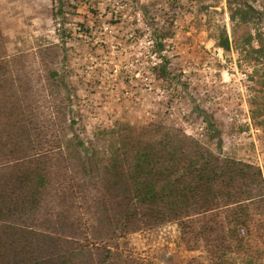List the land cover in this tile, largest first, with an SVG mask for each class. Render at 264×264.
<instances>
[{
  "label": "trees",
  "instance_id": "1",
  "mask_svg": "<svg viewBox=\"0 0 264 264\" xmlns=\"http://www.w3.org/2000/svg\"><path fill=\"white\" fill-rule=\"evenodd\" d=\"M54 1L62 16L68 0ZM231 6L233 22L261 15ZM144 15L153 43L148 72L177 94L183 85L169 34ZM8 44L0 20V264H137L119 251L120 240L167 224L178 225L189 250L204 248L213 264L264 240L262 169L228 155L198 109L191 116L207 124L201 140L161 122L98 129L88 140L83 126L76 129L84 117L74 108L65 48L39 49L36 72L30 56L10 55ZM218 46L229 52L228 37ZM251 52L259 62L261 49Z\"/></svg>",
  "mask_w": 264,
  "mask_h": 264
},
{
  "label": "rangeland",
  "instance_id": "2",
  "mask_svg": "<svg viewBox=\"0 0 264 264\" xmlns=\"http://www.w3.org/2000/svg\"><path fill=\"white\" fill-rule=\"evenodd\" d=\"M58 6L54 0H0V20L9 54L30 56L36 72L42 70L39 49L65 48L61 59L68 65L74 108L84 117L76 126L85 128L82 137L161 122L201 140L207 124L191 116L198 109L200 121L218 129L228 155L264 174V0H181L177 7L172 0H68L56 17ZM230 6H251L261 15L251 23L239 16L233 22ZM146 11L169 34L183 85L177 94L148 72L153 43ZM224 36L229 52L218 46ZM252 49H261L259 62ZM91 221L84 212L83 228ZM185 241L178 225L167 224L126 235L119 251L137 264H213L204 248L190 251ZM252 243L251 253L232 256L228 264H264V240Z\"/></svg>",
  "mask_w": 264,
  "mask_h": 264
}]
</instances>
